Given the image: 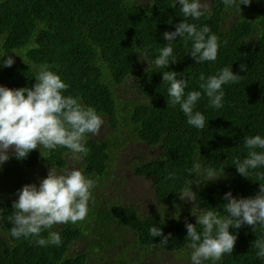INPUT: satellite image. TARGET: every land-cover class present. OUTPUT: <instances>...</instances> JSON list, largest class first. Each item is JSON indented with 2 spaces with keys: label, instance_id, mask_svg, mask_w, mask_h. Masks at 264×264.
I'll list each match as a JSON object with an SVG mask.
<instances>
[{
  "label": "trees",
  "instance_id": "trees-1",
  "mask_svg": "<svg viewBox=\"0 0 264 264\" xmlns=\"http://www.w3.org/2000/svg\"><path fill=\"white\" fill-rule=\"evenodd\" d=\"M210 1V14L189 22L209 25L220 38L216 61L196 64L187 53L191 42L185 46L177 38L176 60L162 69L151 63L148 66L139 59V52L147 48L149 60H153L167 43L163 33L174 31L177 23L188 19L175 0H150L145 5L135 0H0V55L6 52L4 59L9 55L15 59L11 67H0V85L31 88L39 66L47 65L70 85L65 95L78 96L95 107L107 128L103 139L89 137L87 156L75 154L77 167L96 184L83 221L53 226L62 237L60 246L42 247L33 238L13 239L9 235L12 203L18 189L38 184L50 167L65 170L72 166L68 157L74 153L61 146L54 151L38 147L24 159L10 154L9 162L0 166V209L4 210L0 264H137L140 256L131 262L130 258L106 255L129 233L133 235L130 246L136 251L184 252L188 244L185 221L194 224L196 220L191 214L193 203L225 215L226 192L237 198L254 197L259 192L264 180H259L258 173H264V168L245 177L232 162L247 156L245 137L264 136V0L241 5L240 14L227 9L222 0ZM230 65L240 77L224 86L223 107H212L206 96L197 103L196 109L208 120L203 130L189 125L178 105H167L169 85L162 81L164 70L190 78L188 92L198 90L201 74H215ZM134 143L161 150L159 157L137 161L132 168L136 177L151 180L158 204V209L145 217L106 183L112 177V156ZM198 158L217 172L223 170L222 177L197 185L189 169ZM39 168L45 169V175ZM169 173H174L175 179H169ZM189 180L196 202L179 199ZM152 226L160 227L165 236L171 234L166 246L159 244L161 237L150 235ZM229 231L238 238L232 254L224 255L218 264H264V258H257V250L252 248V242L264 236V226L242 225ZM41 235L47 237L48 231ZM77 244L80 247L73 251ZM185 253L186 262L177 264H189Z\"/></svg>",
  "mask_w": 264,
  "mask_h": 264
},
{
  "label": "clouds",
  "instance_id": "clouds-1",
  "mask_svg": "<svg viewBox=\"0 0 264 264\" xmlns=\"http://www.w3.org/2000/svg\"><path fill=\"white\" fill-rule=\"evenodd\" d=\"M185 18L175 25L174 31H165L163 39L167 41L158 50V55L149 60L148 49L139 52V59L153 64L156 68L166 69L170 62H175L174 41L182 39L185 46L191 42L187 53L196 64L215 62L220 47V38L212 32L209 25H199L206 13L210 14L207 0H175ZM227 9H236L239 14L241 5L248 6L253 0H222ZM171 23V19L168 21ZM2 43V42H0ZM14 53V52H12ZM0 55V67H11L14 56ZM16 54V53H15ZM17 55V54H16ZM171 58V59H170ZM241 70L245 66L241 65ZM105 73L108 68H103ZM240 75L234 74L232 67L225 66L215 74L199 77L198 90L186 92L188 81L175 71H163L162 81L168 83V106H179L187 118V123L196 129L203 130L207 124L205 114L196 109L202 96L216 108L223 107L224 86L238 81ZM35 83L31 88H9L0 85V166L8 161L10 152L17 160L27 158L30 152L39 147L54 151L58 146L69 149L74 154L87 156L90 149L87 143L90 135L99 133L104 124L102 113L91 105L83 103L81 98L71 94L65 95L70 85L57 72L47 65L39 66ZM248 149L243 159L234 158L232 164L242 176L247 177L250 171L264 168V136L260 134L247 136L243 141ZM195 175L196 183L212 181L222 177L223 170L217 172L214 167L203 164L199 158L189 169V175ZM197 177H200L197 179ZM169 179H175L169 173ZM259 180H264V173H258ZM191 181L184 186L179 199L185 202H196V192L192 190ZM96 181L85 174L83 168L58 170L50 167L44 178L37 183H28L17 190V199L12 203L13 215L10 217L9 235L13 239L33 238L39 246L49 244L60 246L62 237L52 230L55 225L83 221L89 212ZM225 215L212 207L199 208L193 203L191 214L196 217L195 223L185 221L186 252L189 264H218L224 255H231L237 241V234L230 232V227L239 229L242 225L264 226V184L254 197L237 198L231 191L224 194ZM0 209V219H3ZM199 226V230H198ZM48 231L47 237L42 232ZM150 235L161 237V245L166 246L169 236L163 235L158 226L150 228ZM257 258H264V236L252 242ZM157 249V248H152ZM162 251V250H161Z\"/></svg>",
  "mask_w": 264,
  "mask_h": 264
},
{
  "label": "rangeland",
  "instance_id": "rangeland-1",
  "mask_svg": "<svg viewBox=\"0 0 264 264\" xmlns=\"http://www.w3.org/2000/svg\"><path fill=\"white\" fill-rule=\"evenodd\" d=\"M135 1L141 5H145L150 0ZM207 3L209 6L211 5L210 0H207ZM106 130L107 128L103 124L99 133L96 135H90V138L101 140L106 135ZM10 154L13 153L10 152ZM160 154L161 150H159V148H148L146 144L134 143L126 145L119 152L115 153L110 160V162H112L110 164L112 177L107 179L106 183L109 187L115 190L118 198L134 206L143 217L149 216L151 213L155 212L158 209V204L155 199L151 180L136 177L132 172L133 164L137 161L144 162L151 158L153 159L159 157ZM68 160L72 164V166L69 165L68 170L77 167L76 162H79V160L75 154L70 155ZM6 162H4L3 165H5ZM38 170L41 174L45 175L43 173L45 169L39 168ZM100 195H105L104 190L100 191ZM132 236L133 235L131 233L127 234L125 241L120 242L118 246L114 247L106 255L109 256V258L117 256H121L126 259L130 258L131 262H134L137 259V256H140L141 262L137 264H177L186 262L185 251L168 253L161 251L158 248L153 249L150 253H145L142 249H138V251H136L130 246L132 243ZM79 247V244L73 245V251H76Z\"/></svg>",
  "mask_w": 264,
  "mask_h": 264
}]
</instances>
